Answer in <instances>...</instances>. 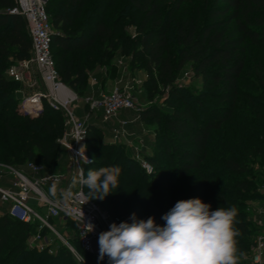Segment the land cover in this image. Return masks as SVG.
Wrapping results in <instances>:
<instances>
[{"label": "trees", "instance_id": "16d2710c", "mask_svg": "<svg viewBox=\"0 0 264 264\" xmlns=\"http://www.w3.org/2000/svg\"><path fill=\"white\" fill-rule=\"evenodd\" d=\"M186 1L47 0L51 52L64 84L82 96L90 67L119 54L140 63L145 97L157 96L166 107L151 103L140 112L155 129L147 157L151 174L124 145L105 141L99 127L88 125L85 145L92 161L85 174L111 165L122 173L119 188L103 200L83 191L121 222H131L135 213L163 225L161 216L190 198L211 210L234 206L241 231L237 246L249 255L258 228L243 207L257 197L255 170L264 165V0H203L189 16ZM13 7V0H0V161H32L54 172L64 118L48 106L37 116L21 112L18 83L6 75L14 61L30 55L24 19L9 13ZM185 67L201 81L200 89L179 86ZM65 224L79 249L74 224ZM36 226L0 216V264H79L65 245L54 254L29 248Z\"/></svg>", "mask_w": 264, "mask_h": 264}, {"label": "built area", "instance_id": "2783aa9c", "mask_svg": "<svg viewBox=\"0 0 264 264\" xmlns=\"http://www.w3.org/2000/svg\"><path fill=\"white\" fill-rule=\"evenodd\" d=\"M14 7L9 13L20 15L25 22L30 39L28 58L14 61L6 70V75L18 83L15 94L19 100V110L31 116L41 114L45 106L59 111L64 118V130L58 143L68 155L70 176L52 172L46 166L32 161L22 165L0 163V216L7 215L28 224L36 223V230L27 238V246L37 251L54 254L60 240L79 264H108L107 257L99 260L98 236L109 230L113 222L121 219L110 215L105 209L90 200L80 189H76L71 200L65 201L57 195L52 197L45 187L55 181L67 180L69 186L73 173L84 168L92 159L87 153L85 139L90 121L97 117L109 125L113 143H125L133 149L132 158L146 173L153 172L152 164L143 156L144 139L127 130L128 120H116L121 111H131L139 115L141 108L135 99L133 85L141 82L132 79L123 86H115L106 92L89 93L79 96L64 84L55 67L51 52L54 33L46 12L47 0H13ZM121 64L120 61H118ZM186 75V73H185ZM184 75V76H185ZM83 105V116L75 110ZM134 141V142H133ZM44 209L42 215L29 202ZM264 211V206H262ZM55 220L62 226L58 230ZM75 226L77 249L70 241L66 221ZM89 224L93 225L90 232ZM89 258L90 261L89 262ZM250 264H264V231L257 233L250 248Z\"/></svg>", "mask_w": 264, "mask_h": 264}, {"label": "clouds", "instance_id": "9594fccd", "mask_svg": "<svg viewBox=\"0 0 264 264\" xmlns=\"http://www.w3.org/2000/svg\"><path fill=\"white\" fill-rule=\"evenodd\" d=\"M122 168L119 165L77 169L68 187L55 181L49 193L65 201L73 198V190L87 188L90 199H105L119 188ZM238 209L219 207L211 210L200 198L179 200L161 216L113 222L109 230L98 236L99 260L108 264H239L244 255L238 249L241 231L236 227ZM90 232L93 225L89 224Z\"/></svg>", "mask_w": 264, "mask_h": 264}, {"label": "rangeland", "instance_id": "374dc122", "mask_svg": "<svg viewBox=\"0 0 264 264\" xmlns=\"http://www.w3.org/2000/svg\"><path fill=\"white\" fill-rule=\"evenodd\" d=\"M203 0H187L186 4L184 5V12L186 16H189L190 14L193 13L194 9L198 6L202 5ZM182 9V10H183ZM129 33H131L132 35L134 34V28L130 27L128 29ZM120 58L123 59V66L125 70H129L131 71V73H135L133 79L135 81H142L141 79L143 78V76L145 75V71L140 68L137 67V65H139L140 63H134L131 64L130 58L129 57H123L119 54L114 55V57L112 58L111 61H109L108 59H106L102 64H96L90 67L89 69V74H92L93 76L99 77L100 72L101 73H106L107 75H111L114 73V71L117 69V67L115 66V61ZM119 65V64H118ZM92 72V73H91ZM99 72V73H98ZM186 73V75H185ZM185 75V76H184ZM177 83L179 84V86H184L186 87L188 90L190 91H194V90H198L201 87V81L194 78L192 76V70L189 67H185V69L179 74L178 78H177ZM143 84V82H141V85ZM137 83H134L133 85V92L135 94V99L137 101V103H139V107L141 109H144L145 107H147L148 105H150L151 103H155L160 105L163 109H166L165 106L162 105V100L157 97L154 96L152 98V100H148L145 97V93L144 90L142 91L141 88L139 86H137ZM17 97V96H16ZM16 105L17 108L19 109V100L17 98L16 101ZM122 115L127 117L128 114L126 113V111L122 112ZM146 125V129H142L141 133H137V132H132L133 137L136 136L137 134L142 135V133H147L148 135H150L151 137V142L153 143L154 141V133H155V129L153 126L146 124L143 121V125ZM139 136V135H137ZM141 137V136H140ZM134 142V141H133ZM121 144V143H119ZM129 146V145H128ZM152 146V145H151ZM125 151L126 153L131 157V152H130V148L129 147H125ZM130 149V150H129ZM146 151V150H145ZM143 149V156L146 158L147 154H152V150H150V152H145ZM147 160V159H146ZM68 155L66 153V151L63 149H61V151L59 152L58 158H57V169L54 172H60L63 174H67V176H70L71 174V169L68 166ZM0 163H4L2 161H0ZM255 176L256 178L254 179V181L258 184L259 188L257 190V197L255 199H251V200H247L246 205L243 207V209L246 211L247 213V221L249 220L254 226H256V228H258L257 233L264 231V211H262V206H264V165L260 166V167H256L255 170ZM67 183V180H63L62 182L59 183L60 187H65ZM52 184H48L46 185V189L49 190ZM76 190V189H75ZM73 190V191H75ZM29 204L36 210L38 211L40 214L44 215L45 211L44 209L38 207L36 205V201L31 200L29 202ZM53 223L56 224V227L58 230L62 231V226L56 222L55 220H51ZM69 233V230H68ZM73 233H70V237L74 238ZM56 245H57V249L64 246V244L56 239L54 240ZM8 247V246H7ZM239 261H242L243 264H250V254L249 255H243L242 257H240Z\"/></svg>", "mask_w": 264, "mask_h": 264}, {"label": "crops", "instance_id": "0c3cea01", "mask_svg": "<svg viewBox=\"0 0 264 264\" xmlns=\"http://www.w3.org/2000/svg\"><path fill=\"white\" fill-rule=\"evenodd\" d=\"M118 61H120L121 64H119ZM114 63H115V66L117 67V69L114 71L112 76L110 74L107 75L106 73L100 72L101 75H99V77H96L97 75L93 76L92 72H91L92 74H89V72H88V76H87V80H86V90H85L83 95H86L89 93L98 94L99 92L109 91L115 86L120 87V86L125 85L126 83H129L130 81H132L134 76H137V75H135V73H131V71H129V70L127 71L124 69V67H121V66H123L122 65L123 59L118 58ZM145 79H146V72H145V75L143 76V78L141 79L142 81H140V82H144ZM137 86H139V85H137ZM140 88L143 91L142 85L140 86ZM75 112H76L77 116H79V117L83 116V112H84L83 105H79V107L76 108ZM122 112L123 111H121L116 116V120H128L129 123L127 125V130L129 131V133H132V132H134V133L140 132L141 133L142 129H146V125L145 124L143 125V120L141 119L140 114L136 115L134 112L126 111L128 116L125 117L122 115ZM89 124H93V125L99 127L100 130L102 131L103 139L107 142L113 143L111 140V137H110V133H109V125L102 123L101 120L98 118V116L94 117L90 121ZM137 135L143 137V139H144V147H143L144 151L146 150L145 152H147V150H148V152H150V150H152L151 145L153 144L151 142L150 135H148L147 133H142V135H140V134H137ZM121 144L124 145L125 147L127 146L131 149V150L130 149L129 150H130L131 156H132L133 149L125 143H121ZM148 156H149V154L146 155V158Z\"/></svg>", "mask_w": 264, "mask_h": 264}]
</instances>
